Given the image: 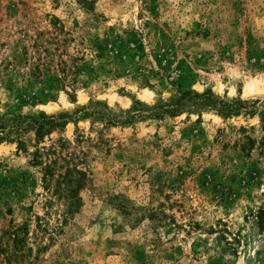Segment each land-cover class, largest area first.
Returning <instances> with one entry per match:
<instances>
[{
    "label": "rangeland",
    "instance_id": "obj_1",
    "mask_svg": "<svg viewBox=\"0 0 264 264\" xmlns=\"http://www.w3.org/2000/svg\"><path fill=\"white\" fill-rule=\"evenodd\" d=\"M40 113L67 122L39 146L87 173L71 213L17 150ZM263 116L264 0H0V245L11 264H264Z\"/></svg>",
    "mask_w": 264,
    "mask_h": 264
},
{
    "label": "trees",
    "instance_id": "obj_2",
    "mask_svg": "<svg viewBox=\"0 0 264 264\" xmlns=\"http://www.w3.org/2000/svg\"><path fill=\"white\" fill-rule=\"evenodd\" d=\"M61 70L64 73V68ZM66 122L67 120L63 119V115L55 117L53 115L40 113L37 117L32 118L31 123L35 130L36 138L40 139L39 142L36 143V145H32L33 150L29 151L24 140H17V150L31 155V163L40 166L42 169L43 187L45 189H50L52 186L53 194L63 199L67 213H71L80 204L79 192L86 184L87 173L84 169L76 166V164H72L71 161H63V163H60V156L56 154L53 149L44 150L43 146H39L44 135L50 134L54 129L63 127ZM44 158L48 160L45 161ZM262 196L263 202L257 209L256 219L258 229L264 231V192ZM50 202L51 200H49V203ZM11 235L16 245L15 250L21 251L23 247L21 243L22 239L18 237L16 232H11L10 236ZM0 252L4 253L7 264H11L15 256L12 249L10 250L0 245Z\"/></svg>",
    "mask_w": 264,
    "mask_h": 264
}]
</instances>
